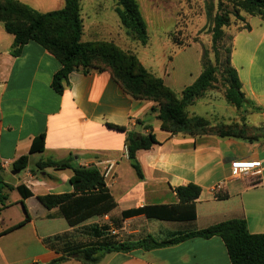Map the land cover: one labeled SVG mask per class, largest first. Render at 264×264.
<instances>
[{
	"label": "crops",
	"instance_id": "crops-1",
	"mask_svg": "<svg viewBox=\"0 0 264 264\" xmlns=\"http://www.w3.org/2000/svg\"><path fill=\"white\" fill-rule=\"evenodd\" d=\"M20 1L41 12L60 9L65 4V0ZM116 5H112L114 10ZM103 9L101 2L96 5L97 14H102ZM250 18L248 31L252 32ZM83 40L114 41L125 49L134 43L125 28L115 30L102 20L89 25L84 21ZM13 44L14 35L0 22V161L5 181L13 186L6 189L7 206L0 213V264H46L63 256L65 259L56 264H232L226 244L218 235L191 237L156 248L106 252L94 263L84 262L78 254L69 255V251L106 237L121 242H136L146 236L164 240L232 218H243L251 233L264 234V138L172 134L162 129L157 113L152 112L155 103L127 93L108 70L73 71L65 90L59 93L52 83L60 61L35 41L26 43L19 55L13 54ZM234 54L235 50L232 61ZM185 72L192 78L189 84L180 80ZM238 73L244 87L239 70ZM157 74L181 93L200 73L193 77L191 69L185 70L175 58L172 72ZM199 102L200 99L191 106ZM242 116L231 120L247 123V117ZM222 117L224 122H232ZM146 126L153 129L158 142L137 151L140 177L125 146L129 132L147 134L150 128ZM42 133L44 150L30 153L33 140ZM26 154L29 163L23 178H18L19 172L13 173V163ZM47 159L99 168L105 173L116 206L75 225L68 222L59 207L46 208L39 195L74 191L70 168L33 171L39 160ZM234 160H260L261 176L230 179ZM222 180H226L225 185L217 188ZM188 183L201 186L194 220L171 221L145 214L124 216L125 211L145 205L178 203L175 188ZM19 185L32 195L23 197L17 189ZM20 222L23 223L15 227Z\"/></svg>",
	"mask_w": 264,
	"mask_h": 264
},
{
	"label": "trees",
	"instance_id": "trees-1",
	"mask_svg": "<svg viewBox=\"0 0 264 264\" xmlns=\"http://www.w3.org/2000/svg\"><path fill=\"white\" fill-rule=\"evenodd\" d=\"M233 4V10L217 13L213 18L212 48L214 60L205 50L202 55V71L198 77L187 85L181 93L168 86L164 79L151 71L140 60L138 54L108 40H83L84 18L81 0H65L62 8L41 12L20 0H0V22L5 29L14 35L13 54L19 55L26 43L35 41L52 53L61 63L54 74L53 87L59 93L65 90L68 76L73 71L91 69L108 70L124 90L135 98L148 99L155 104L152 112L157 113L161 127L172 134L186 135L215 134L220 137H237L249 140L264 138V126L253 128L246 122L211 121L201 115L189 116L187 107L205 97L208 91L217 88L218 83L224 86L223 95L227 102L237 109L244 107L247 97L237 68L232 63V45L224 46L226 40L233 36L225 34V26L236 20L243 21L237 30H250L248 18L259 16L264 19V0H219ZM115 11L125 28L127 36L148 45L150 35L148 22L141 10L139 0H117ZM224 46V56L221 49ZM110 127L125 130L124 126ZM147 134L129 132L126 139L128 157L137 174L142 177L137 151L149 149L158 140L150 126ZM45 134L37 136L31 145L30 153L43 151ZM29 163V155L19 157L14 163V170H24ZM47 167L72 169L70 178L74 191L71 193L39 195V201L48 209L59 207L71 225L84 221L93 215H103L116 206L110 194L105 174L96 166H75L71 160H39L34 172ZM6 189L13 186L5 181L4 168L0 161V213L7 206ZM23 197L32 195L23 185L17 187ZM179 199L174 204L145 205L138 209L124 212V216L145 214L171 221H191L197 216L196 200L201 194V186L195 183L180 185L175 188ZM28 217L25 219V221ZM23 222L15 225L19 226ZM14 227V226H13ZM218 235L223 238L232 264H264V234H253L243 218H232L205 228L188 232H179L168 239L157 240L146 236L136 242H121L111 237L105 240L72 248L69 255L78 254L84 262L99 261L106 252L130 250L136 247L156 248L171 245L191 237L210 238ZM65 257L54 259L46 264H56Z\"/></svg>",
	"mask_w": 264,
	"mask_h": 264
},
{
	"label": "rangeland",
	"instance_id": "rangeland-1",
	"mask_svg": "<svg viewBox=\"0 0 264 264\" xmlns=\"http://www.w3.org/2000/svg\"><path fill=\"white\" fill-rule=\"evenodd\" d=\"M100 2L104 9L102 14H97L96 5ZM139 2L148 22L150 40L148 45L133 40L134 43L129 49L133 48L143 62L150 66L151 71L170 73L173 71L174 59L178 58V63L183 65L185 70L191 69L194 77L202 71V55L205 50L212 60L215 59L212 48L213 18L219 12L232 11V3L224 1L220 4L219 0ZM115 3L117 0H83L81 13L85 23L89 25L102 20L115 30L120 27L124 30L118 14L112 7ZM260 20L259 17L250 18L254 28L252 32L247 29H243L244 32L238 31V26H243L244 22L236 20L234 16L231 24L224 27L225 34L233 36L232 41L226 40L224 46L231 44L233 51L235 50L232 63L240 71L244 81L243 89L247 93V103L240 109L229 104L223 95L224 86L218 83L216 89L208 91L212 97L200 98L196 106L187 107L189 116H205L211 124H218L224 122L222 116L232 121L231 119L236 118L238 120L243 114L242 118L247 117V123L256 124L253 128L264 126V21ZM224 46L221 49L223 56ZM180 80L189 84L192 78L189 72H185ZM23 176L24 170L17 175L18 178Z\"/></svg>",
	"mask_w": 264,
	"mask_h": 264
},
{
	"label": "built area",
	"instance_id": "built-area-1",
	"mask_svg": "<svg viewBox=\"0 0 264 264\" xmlns=\"http://www.w3.org/2000/svg\"><path fill=\"white\" fill-rule=\"evenodd\" d=\"M126 152L128 154L127 147H126ZM230 167H231L230 179L245 177V176H253L257 178L261 176L263 171V164L260 160H234L231 162ZM225 183L226 180H222L217 185V188L223 187Z\"/></svg>",
	"mask_w": 264,
	"mask_h": 264
},
{
	"label": "water",
	"instance_id": "water-1",
	"mask_svg": "<svg viewBox=\"0 0 264 264\" xmlns=\"http://www.w3.org/2000/svg\"><path fill=\"white\" fill-rule=\"evenodd\" d=\"M18 172H20V170H13V173H18Z\"/></svg>",
	"mask_w": 264,
	"mask_h": 264
}]
</instances>
